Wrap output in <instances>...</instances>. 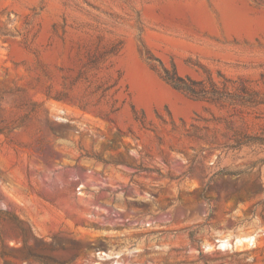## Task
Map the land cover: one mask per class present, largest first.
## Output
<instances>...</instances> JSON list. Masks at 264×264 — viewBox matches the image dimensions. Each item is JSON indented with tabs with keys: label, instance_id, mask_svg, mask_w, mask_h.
Listing matches in <instances>:
<instances>
[{
	"label": "rangeland",
	"instance_id": "1",
	"mask_svg": "<svg viewBox=\"0 0 264 264\" xmlns=\"http://www.w3.org/2000/svg\"><path fill=\"white\" fill-rule=\"evenodd\" d=\"M0 210L49 264H264V0H0Z\"/></svg>",
	"mask_w": 264,
	"mask_h": 264
},
{
	"label": "trees",
	"instance_id": "2",
	"mask_svg": "<svg viewBox=\"0 0 264 264\" xmlns=\"http://www.w3.org/2000/svg\"><path fill=\"white\" fill-rule=\"evenodd\" d=\"M162 78L169 83L173 88L178 90H185L190 93H195L194 89L191 88L186 82L178 76L174 69L168 70L165 67H161ZM4 223H7L13 232V238L16 240H20L22 243V250L25 258L34 260L40 264H49V261H52L51 258L38 252L36 250L44 251L48 248L51 249L53 244H45L41 238H38L31 226L24 220L20 219L14 214L3 212L0 210V244L2 243V226ZM27 239L32 240L33 248H30L27 245ZM4 254L0 252V258H2ZM54 261V260H53Z\"/></svg>",
	"mask_w": 264,
	"mask_h": 264
}]
</instances>
